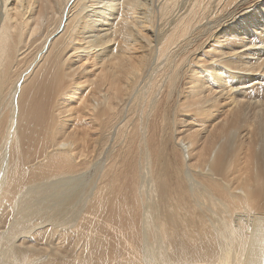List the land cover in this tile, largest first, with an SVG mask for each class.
I'll return each mask as SVG.
<instances>
[{
  "label": "bare ground",
  "instance_id": "bare-ground-1",
  "mask_svg": "<svg viewBox=\"0 0 264 264\" xmlns=\"http://www.w3.org/2000/svg\"><path fill=\"white\" fill-rule=\"evenodd\" d=\"M65 61L84 93L68 117L45 109L27 155L37 90ZM91 157L105 166L77 219L69 182ZM257 189L264 0H0V264H81L98 241L109 264H236L224 240ZM254 220L251 263L264 261Z\"/></svg>",
  "mask_w": 264,
  "mask_h": 264
},
{
  "label": "rangeland",
  "instance_id": "rangeland-1",
  "mask_svg": "<svg viewBox=\"0 0 264 264\" xmlns=\"http://www.w3.org/2000/svg\"><path fill=\"white\" fill-rule=\"evenodd\" d=\"M9 3H10L9 8L14 5V3L11 4V1ZM206 50H208V49H206ZM63 64H64V66H63ZM63 64H62V67L60 68V71H59L60 73L57 72V74H56V75H59V80L61 79L60 77H62L60 82L58 81V78H57L58 76L57 77L54 76V77H56V80L59 82V84H56L58 82L55 81L54 78L53 79L51 78L53 83L50 80L51 83L49 82V85L46 88L47 90L46 89L41 90V88H38L39 90H37L38 91L37 96L42 94L41 95L42 99H40L36 96L37 97V106L35 108V116H34L33 124L31 122V127H30V129H32V130H29V131H31L30 136L28 138L29 140H28L27 144H24V146H23V152L27 155H31L34 152V150L38 147V140L40 139L38 137H40V133L42 132L41 126H42V124H45L47 121V113H46L45 109L49 108L50 105H53V102H56L58 104L57 107L62 112H64L63 113L64 116L68 117L77 108V105L79 103V99L84 93L83 88H82V90L81 89H79L78 91L76 90V92H75L76 94L73 92L74 87L70 86V83H68V82H70V80L62 75L64 70L67 69L69 66L68 62L65 61ZM80 65H82V67L78 69V72L82 71L83 68H89L88 62H85V61L82 62L81 64H77L76 66H74V68H76ZM60 83H61V85H60ZM52 85H53V90L51 88H49V87H52ZM65 85H67V86H65ZM64 87H66V88L68 87V88L66 89ZM62 89H63V91H62ZM39 91H40V93H39ZM60 92H62V93H60ZM66 93H69V96L71 97V99H69V97L67 98L65 96ZM57 95H59V96H57ZM220 103H221L220 104L221 114H220L219 120H221V117L223 115H225L226 113L228 114V110L230 109V107H229L230 99L224 98V100H222ZM84 123L87 127L88 124H86V123H88V121H85ZM73 124H74V122H71L68 125H69V127H73ZM184 148L185 147H183V148L180 147L181 151L183 150L182 151L183 154L186 155L187 154V152L185 150L186 148L185 149ZM103 157L105 158V156H103ZM103 157H102V159L98 158V160H96L97 158H95L96 162H94L95 161L94 158L91 157V158H93L91 163L94 164V165L91 164V166L93 165L92 167H90L91 169L87 170L88 172L86 171V174L84 172V173L80 174L79 177L77 176L76 178H74L75 180L73 179V180H70V182H69V184L74 182V183L70 184V186H72L73 189L75 187L77 189L78 185L80 184L79 185L80 189L81 190L83 189V191H87L86 192L87 194H86V193L82 192L80 189L77 190L80 192V193L77 192V194L79 196L78 199H80V200H78V202H81V204H82L81 205L80 203L77 202L76 206H74V208H76V209L72 210L73 216H74V212H76L77 219L79 218V215H80L78 213H81L83 211V209H85V205L87 203V198H89V195H90L89 193H91V192H89V188L91 191L93 190L90 187V183H91V186H96L97 181L99 179V175H100L101 171L104 169L105 159ZM90 161H91V159H90ZM97 170H99V171H97ZM94 176H95V178H94ZM76 184H78V185H76ZM83 194L87 198H85V196ZM252 195H254V197L252 199L253 202L250 206V209H251L250 211L252 212L251 216H253V217L247 218L246 215L237 216L233 220V228L235 230V234H240V236H236V235L234 236L233 235L232 238L234 239V241L232 239L231 240L227 239V241H225L226 239L224 240V243L227 245L226 248H228L226 250V248L224 247V249H225L226 253L228 252L227 253L228 257H230L229 260L231 262H234L237 257L239 258V260H238L239 262H237L236 264H264L263 260L257 261L255 263H251L253 261H248L247 256H246L248 249H249V244L246 241V239L251 236L252 230L257 225L256 223L258 221V220H254V218L255 217L260 218V221H262L260 224L264 225V189H262V190L257 189L256 191H254V193ZM78 206H79L80 210H78ZM78 211H80V212H78ZM240 225H243L244 227H246L249 230H245V232H244L245 234H242L238 228ZM97 232H98L97 234H99V235H104V233H105V231L103 232V229H98ZM261 247L264 248V239L261 242V244L259 245V248H261ZM112 248L113 247H112L111 243L98 241V246H94V249H90L89 255L86 254L85 258H83V256H82V257H80L79 260H81V262H82L81 264H109V261L114 256V255H112V251H111ZM67 264H69V262H67ZM73 264H77V263H73ZM79 264H80V262H79ZM112 264H119V263H112Z\"/></svg>",
  "mask_w": 264,
  "mask_h": 264
}]
</instances>
